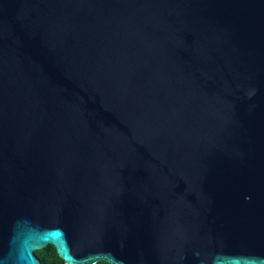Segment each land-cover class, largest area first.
<instances>
[{
    "label": "water",
    "instance_id": "obj_1",
    "mask_svg": "<svg viewBox=\"0 0 264 264\" xmlns=\"http://www.w3.org/2000/svg\"><path fill=\"white\" fill-rule=\"evenodd\" d=\"M264 264V0H0V264Z\"/></svg>",
    "mask_w": 264,
    "mask_h": 264
},
{
    "label": "trees",
    "instance_id": "obj_2",
    "mask_svg": "<svg viewBox=\"0 0 264 264\" xmlns=\"http://www.w3.org/2000/svg\"><path fill=\"white\" fill-rule=\"evenodd\" d=\"M35 254L40 259L42 264H65L64 261L58 256L56 249L53 245L48 244L42 249L35 250ZM95 264H109L104 260L97 261Z\"/></svg>",
    "mask_w": 264,
    "mask_h": 264
}]
</instances>
